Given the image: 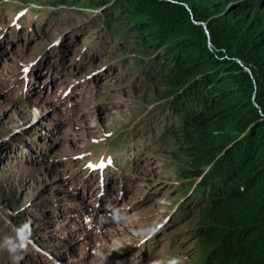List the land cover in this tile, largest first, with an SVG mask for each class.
<instances>
[{"label":"rangeland","instance_id":"1","mask_svg":"<svg viewBox=\"0 0 264 264\" xmlns=\"http://www.w3.org/2000/svg\"><path fill=\"white\" fill-rule=\"evenodd\" d=\"M106 1L0 0V264L208 253L200 177L170 134L166 87Z\"/></svg>","mask_w":264,"mask_h":264},{"label":"trees","instance_id":"2","mask_svg":"<svg viewBox=\"0 0 264 264\" xmlns=\"http://www.w3.org/2000/svg\"><path fill=\"white\" fill-rule=\"evenodd\" d=\"M263 1H106L156 63L170 134L200 177L203 264H264Z\"/></svg>","mask_w":264,"mask_h":264}]
</instances>
